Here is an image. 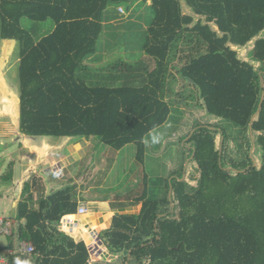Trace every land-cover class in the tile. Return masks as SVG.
<instances>
[{
  "label": "trees",
  "instance_id": "1",
  "mask_svg": "<svg viewBox=\"0 0 264 264\" xmlns=\"http://www.w3.org/2000/svg\"><path fill=\"white\" fill-rule=\"evenodd\" d=\"M139 1L152 13L143 59L87 66L106 10ZM0 39L18 45L21 135L134 145L144 167L138 190L111 203L139 211L99 235L116 259L96 264H264V0H0ZM192 108L216 123L183 126L182 166L153 179L145 140ZM45 193L41 178L24 184L11 219L34 252L9 264H88L59 229L77 212L76 184Z\"/></svg>",
  "mask_w": 264,
  "mask_h": 264
},
{
  "label": "rangeland",
  "instance_id": "2",
  "mask_svg": "<svg viewBox=\"0 0 264 264\" xmlns=\"http://www.w3.org/2000/svg\"><path fill=\"white\" fill-rule=\"evenodd\" d=\"M123 9L124 14H119L114 6H110L104 13V32L96 54L86 61L87 66L100 67L117 60L139 62L143 59L141 47L152 20L151 10L143 1ZM30 24L34 23L23 21L24 27H29ZM245 49L249 51L247 61H250V45ZM18 53V45L15 41L0 39V217H11L15 214L21 182L30 170V166L24 164L22 158L20 163V156L26 155L33 158L34 155L29 147L34 143L58 145V148L65 146L62 153L68 150L70 154L62 164L74 165L68 168L62 184L66 185L69 180H72L75 184L85 185L88 190H84L82 195L86 197V200L93 198L117 202L116 197L122 199L129 191L136 192L139 188L137 180L139 175L142 176L140 173L144 167L134 163V145H129L114 154L111 149L98 143H92L93 146L90 147L91 142L86 139L77 141L20 135L18 131ZM239 53L243 56L245 50H240ZM180 110L172 114L171 123L157 129L145 140V170L153 179L163 178L182 166L179 137L180 131L184 130L183 126L216 123L215 119L200 109ZM220 141L219 138L218 144ZM85 153L87 155L84 156ZM187 162L183 164L184 168ZM11 173L12 180L8 178ZM91 206H88L90 211H92ZM139 207L140 205L128 209L138 212ZM1 244H5L4 240H1Z\"/></svg>",
  "mask_w": 264,
  "mask_h": 264
},
{
  "label": "crops",
  "instance_id": "3",
  "mask_svg": "<svg viewBox=\"0 0 264 264\" xmlns=\"http://www.w3.org/2000/svg\"><path fill=\"white\" fill-rule=\"evenodd\" d=\"M23 137H26V136H23ZM21 141H24V140H21ZM63 147L65 146L58 148V145H49V144L40 145L38 143H34L33 145H30L29 147L31 148L30 150L32 152V155H34L33 158L28 157L26 155L23 156L24 158L20 156V163H21V158H22L23 159L22 162H24V164H28L30 166V170L26 174V176H24V179L21 182V192L19 195V199L16 202V206L18 202H20L24 197L22 194V190H23L22 186L28 182L32 184V182L36 178H41L44 184H45V181L43 177L46 178V183L48 184V187H49V190H48L47 186L45 185L46 195H49L51 191L57 190L61 188L62 186H64L62 184V181L64 180V176L67 174L68 168L70 166H73L74 164H70V165L68 164L66 166L62 164L63 160H67V158L69 157L68 155L70 154L68 150H66L65 153L63 154L62 153ZM80 150L83 151L84 149H80ZM85 155L87 154L85 153L84 156ZM81 160H83V158ZM77 174H79V172H77ZM76 186H77V202H78L77 209L80 206H85L87 209V214L80 216V215H77V212H76L75 215L65 216L64 218L72 221L74 226L71 228V230L69 229L62 230L60 228L59 229L63 231L67 236L72 238L74 242L76 243L83 242L85 246H87V244L89 243L90 232H94L98 234L99 236L102 231L110 227L111 221L114 215L126 214L130 212V210L127 208L113 209L111 207V203L113 202L112 200L111 201L105 200V199L99 200V199H93V198L86 200V197L82 195V193L85 192L84 190H88V188L84 189L81 185H79V183L76 184ZM37 199H38V194L34 193V200H37ZM87 205L88 206L92 205L91 206L92 211L89 210V207ZM16 206H15V209H16ZM13 216L9 218H12ZM18 223L24 224V221L22 220V221H19ZM115 259H116V256L111 255L103 245L102 257L100 261H98L97 263L99 262L111 263V262H114ZM125 264H127V262Z\"/></svg>",
  "mask_w": 264,
  "mask_h": 264
},
{
  "label": "built area",
  "instance_id": "4",
  "mask_svg": "<svg viewBox=\"0 0 264 264\" xmlns=\"http://www.w3.org/2000/svg\"><path fill=\"white\" fill-rule=\"evenodd\" d=\"M122 12V10H119ZM87 214L85 206L77 209V215L83 216ZM21 223L12 220L9 217H0V264H9L10 257L29 258L34 252V248L30 243L19 239L18 230ZM74 226L69 219L62 218L59 228L69 229ZM4 240V245L1 244ZM88 251V264H95L102 257L103 244L98 234L90 232L89 243L86 246Z\"/></svg>",
  "mask_w": 264,
  "mask_h": 264
},
{
  "label": "water",
  "instance_id": "5",
  "mask_svg": "<svg viewBox=\"0 0 264 264\" xmlns=\"http://www.w3.org/2000/svg\"><path fill=\"white\" fill-rule=\"evenodd\" d=\"M44 181H45V185L47 186V189L49 190L48 184L46 183V178L43 177Z\"/></svg>",
  "mask_w": 264,
  "mask_h": 264
},
{
  "label": "clouds",
  "instance_id": "6",
  "mask_svg": "<svg viewBox=\"0 0 264 264\" xmlns=\"http://www.w3.org/2000/svg\"><path fill=\"white\" fill-rule=\"evenodd\" d=\"M17 264H20V262L18 261ZM24 264H29V262L25 261Z\"/></svg>",
  "mask_w": 264,
  "mask_h": 264
}]
</instances>
